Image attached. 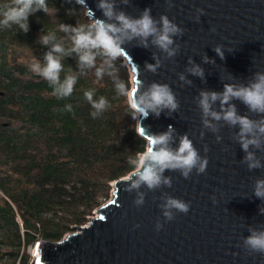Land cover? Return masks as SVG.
Here are the masks:
<instances>
[{"label":"water","instance_id":"obj_1","mask_svg":"<svg viewBox=\"0 0 264 264\" xmlns=\"http://www.w3.org/2000/svg\"><path fill=\"white\" fill-rule=\"evenodd\" d=\"M97 2L85 0L82 7L92 11L95 18L103 19ZM171 3L169 8L167 0H130L125 6L117 0L118 7L133 17L150 8L154 18L167 15L184 29L183 35L175 38L180 45L178 54L165 60L156 73L144 69L146 62L155 63L153 53L160 54L155 47L145 49L133 41L122 46L128 55L123 58L132 75L131 87L138 80L146 86L166 83L180 104L171 117L166 112L159 117L150 114L141 126L149 133L164 132L169 125L178 134L187 133L200 155L208 159L206 172L197 175L193 171L191 178L185 179L179 172L166 170L172 186L156 191L142 188L146 192L145 203L139 208L133 203L136 193L124 190L128 174L112 181L110 197L94 209L95 215L88 216L84 224L73 226L59 240H37L29 264H264V256L249 255L242 245V238L249 235L248 226H264V214L259 211L264 208V201L253 194L255 180L264 179V169L249 171L241 162L245 153L231 138L234 129L221 122L219 143L217 134L203 129L195 99L202 89L223 91L225 82H233L232 75L247 83L254 72L264 71V0ZM199 8L204 9V14L197 22L194 17ZM216 46H222L223 60L214 51ZM205 54L215 63H203ZM190 58L204 68V81L185 72ZM181 72L192 80L191 85L179 80ZM233 103L239 114L259 118L240 101ZM141 126L137 120L138 133ZM257 156L264 158V152L257 151ZM164 193L189 202V212L176 213L175 219L165 221L159 207ZM158 219L163 224L160 231L155 227Z\"/></svg>","mask_w":264,"mask_h":264},{"label":"trees","instance_id":"obj_2","mask_svg":"<svg viewBox=\"0 0 264 264\" xmlns=\"http://www.w3.org/2000/svg\"><path fill=\"white\" fill-rule=\"evenodd\" d=\"M7 2L0 0V5ZM47 4L48 15L29 16L27 33L16 26L0 28V264H29V247L37 240H59L84 224L110 197V183L131 171L128 157L143 153L147 143L137 134L127 99L116 96L112 78L98 80L95 69L87 70L72 96L58 100L47 81L30 70L33 61L43 63L48 50L39 43L41 35L56 31L64 38L61 23H90L75 0ZM63 64L61 79L78 71L75 56ZM115 64L131 88L125 59ZM90 89L94 98L104 96L110 104L95 119L83 97ZM66 104L72 113L61 111Z\"/></svg>","mask_w":264,"mask_h":264},{"label":"clouds","instance_id":"obj_3","mask_svg":"<svg viewBox=\"0 0 264 264\" xmlns=\"http://www.w3.org/2000/svg\"><path fill=\"white\" fill-rule=\"evenodd\" d=\"M82 6L85 0H76ZM168 7L173 5L167 0ZM120 4L129 5L130 0H120ZM97 9L102 12L103 19L95 18L94 13L85 7L86 13L90 12V23L70 24L61 23L59 31L65 34L64 38H58L56 31H50L39 38V43L47 47L43 54V63L33 61L30 70L47 81L52 89V95L58 100L70 98L75 90L80 75H86L87 70L95 69L96 78L102 79L105 75L112 78L117 97H125L130 108L129 115L133 120H138L141 126L143 119L150 114L159 117L162 112L171 117L177 112L180 104L172 88L166 83L152 82L145 85L144 81L138 80L135 87H129L118 75V68L115 62L122 57L128 56L123 45L133 41L136 46L148 49L155 47L160 54L153 53L155 63H145L144 69L147 72L156 73L165 60L174 58L180 45L176 37L184 33V29L170 20L167 15H160L154 18L150 8H145L138 17H133L123 11L117 5V0H98ZM37 11H43L46 15L50 13L47 0H9L0 5V28L9 29L16 26L20 31H29L28 18ZM197 15L194 19L198 22L204 14V9H196ZM69 14H73L71 11ZM214 31V29H212ZM70 42L66 46L65 41ZM221 60L225 58L222 46L214 48ZM75 56L78 71L70 70L61 79L64 71L63 61L66 57ZM101 63L97 66V59ZM202 62L215 63L206 54ZM185 72L193 77L205 80V70L201 64L195 63L191 58L188 61ZM183 84L191 85L192 80L188 79L184 72L178 74ZM233 82H225L223 91L202 89L196 99L197 107L201 112V123L203 129L216 135L219 143L222 137L218 134L223 125L234 129L232 140L238 143L245 153L242 163L247 165L249 171L264 169L262 157L257 156V151L264 152V71H256L247 83L235 78ZM239 81V82H236ZM96 95L94 89L83 92L84 99L93 109V119L101 116L109 107V101ZM238 100L244 104L248 112L258 116V119L250 118L248 115H241L233 101ZM218 105V107H216ZM61 111L73 112L71 104H66ZM238 128V131L236 130ZM141 133H137L141 139L147 136V143L143 153H136L129 156L127 163L131 166L128 174L125 191L135 192L134 205L139 208L145 203L146 192L156 191L162 187H171L172 178L165 175V171L179 172L185 179H190L193 171L197 175L207 170L208 159L202 157L194 146L188 134H178L171 125L161 133H149L141 126ZM204 132L201 131V137ZM205 152L208 151L205 147ZM253 194L256 198L264 201V179H257L253 185ZM215 203V197L212 198ZM159 205L165 221L175 219L176 213L187 214L190 210V203L182 199L164 193ZM264 214V208L259 209ZM139 227V225H136ZM156 230L160 231L163 224L158 219ZM249 235L242 238V245L246 252L264 256V226L260 228L248 226Z\"/></svg>","mask_w":264,"mask_h":264},{"label":"rangeland","instance_id":"obj_4","mask_svg":"<svg viewBox=\"0 0 264 264\" xmlns=\"http://www.w3.org/2000/svg\"><path fill=\"white\" fill-rule=\"evenodd\" d=\"M103 204V203H102ZM96 209V208H95ZM94 211V210H93ZM93 211H92V214L89 215V216H94L95 214H93ZM31 249H32V246L29 247V250H30V253H31Z\"/></svg>","mask_w":264,"mask_h":264}]
</instances>
